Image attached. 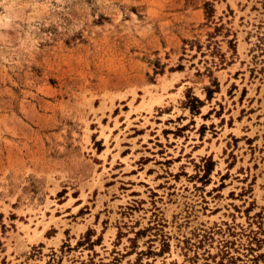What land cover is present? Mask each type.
<instances>
[{
    "label": "rangeland",
    "instance_id": "rangeland-1",
    "mask_svg": "<svg viewBox=\"0 0 264 264\" xmlns=\"http://www.w3.org/2000/svg\"><path fill=\"white\" fill-rule=\"evenodd\" d=\"M0 264H264V0H0Z\"/></svg>",
    "mask_w": 264,
    "mask_h": 264
},
{
    "label": "crops",
    "instance_id": "crops-1",
    "mask_svg": "<svg viewBox=\"0 0 264 264\" xmlns=\"http://www.w3.org/2000/svg\"><path fill=\"white\" fill-rule=\"evenodd\" d=\"M210 111H211V108H207L204 113H200L198 115V118L200 120L199 123H196L195 124L194 116L193 117L189 116L187 121L185 119H181L180 121L184 120L187 123H189L191 121L193 124L189 126L190 129H199L200 127H206L207 129H209V126H211L212 121L211 120H208L206 118V115H209V112ZM166 116H167L166 117L167 119H165V121L171 120V118L168 115H166ZM176 117L178 118L179 116H176ZM224 117L226 118V120L229 121V120H231L232 115H231V113H228L227 112L226 116L224 114H222L220 116L219 120L222 119V118H224ZM182 118H184V117H182ZM172 120H175V119H172ZM215 120H216V118H215ZM219 120H216L219 125L215 124V128H212V129H236V128L237 129H242L241 125L237 122V120H234L236 122V124H238L237 127H235L233 125V122H231L229 126L227 124L226 125L225 124L224 125L223 124H220V121ZM205 122H207V124H205ZM177 126L181 127L180 125H177ZM227 134H231V133H227Z\"/></svg>",
    "mask_w": 264,
    "mask_h": 264
}]
</instances>
